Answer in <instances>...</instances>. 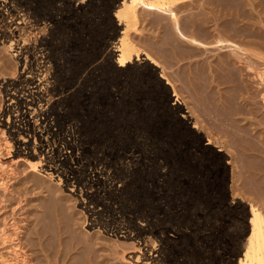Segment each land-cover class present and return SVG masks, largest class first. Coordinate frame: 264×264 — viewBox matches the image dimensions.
<instances>
[{
	"label": "rangeland",
	"instance_id": "obj_1",
	"mask_svg": "<svg viewBox=\"0 0 264 264\" xmlns=\"http://www.w3.org/2000/svg\"><path fill=\"white\" fill-rule=\"evenodd\" d=\"M82 1L81 5H85L87 0ZM202 1L179 0L173 8L178 7L175 10L185 31L188 32L190 27L194 32L201 33L202 26L211 40L217 34L214 21L207 22L208 25L194 18ZM238 1L243 4L242 13L263 31L264 3L261 0ZM105 4L103 7L102 2L97 1L88 5L82 14L76 15L72 11L75 5H79L76 0L70 8L62 10L64 19L60 27L45 19L37 23L40 31H32L29 36L31 46L42 39H47L50 44L52 60L47 64L48 86L47 92H44L49 103L41 105L49 106L47 111L52 108L49 112L54 123L48 126L52 132L44 133V124L34 117L36 111H27L29 126L34 128L35 134L32 137L33 131L26 132L31 145L29 154L20 156L24 159L20 161L15 156L14 147L8 155L3 150L0 152V264L43 263L45 255H41L38 249V235L42 233L40 235L45 243H52L57 237L66 242L71 237L68 236L70 228L80 239L88 236L93 240L98 237L101 244L104 241L102 249L96 246L100 264H138L129 257L137 255L140 244H145L147 251L168 250L167 254L157 259V264H236L249 234L247 219L250 204H256L264 216L263 83L254 71L251 75L243 73L246 77H241L246 86L241 83L245 87H242V96L235 90L229 91L232 89L230 84L218 87L219 70L214 60L218 52L208 50L204 56L197 54L198 59L174 60V56H178L176 53L180 52L177 45L184 43L191 49L193 46L177 39L168 16L153 14L137 6V20L124 22L118 16L123 0H116L114 5ZM53 6L61 4L53 0ZM97 17H101L103 25L93 23V19L98 20ZM91 19L94 26L88 22ZM223 20L228 22L226 18ZM248 24L240 22L239 26ZM79 27L84 29L81 31ZM52 29L57 33H53ZM123 35L131 40L140 54V60L129 64L127 69L115 65L118 53L112 52L111 58L100 54L105 43L111 52ZM8 47V44H0V56H7L10 67L14 65L16 68L11 67L12 72L16 73L9 77L12 73L10 69L5 74L0 69V124L3 123L1 114L6 104L2 87L6 82L15 80L22 71V66L16 65L15 53ZM144 53L153 56L158 64L153 67L143 60ZM256 53L262 54V49L257 47ZM168 60H172L170 65L165 64ZM256 60L258 64L263 63L259 58ZM204 65L205 68L212 65L208 75L211 86L207 89H203L197 73H194L195 77H190L197 82L192 79L193 83L183 81V85L181 80L177 81L180 71L189 69L193 72ZM256 69L264 71L260 65ZM162 71L177 81L176 85H168L172 92L165 85V80L159 78ZM201 90L204 93L207 90V94L203 95ZM174 91L176 98L173 97ZM208 94L217 107L221 105L218 109L225 104L224 108L228 110L225 112L233 115L228 117L227 113L225 118L216 115L217 107L212 109L215 104ZM176 99L179 101L176 102ZM39 106L37 104L35 110L42 109ZM233 116H237L236 120ZM196 119L202 125L194 128ZM233 124L241 126L242 131H251V136L249 132L246 137H242L241 133L231 135L230 132L227 135ZM24 125L28 127L27 122L17 123L14 130L23 134L26 130ZM0 128L4 138L10 142L6 127L0 125ZM53 135L55 138H52ZM40 140L48 144L44 150L46 162L40 157ZM69 144L74 148L73 156L68 149ZM78 158H82L81 163H77ZM33 161L47 165L37 164V169L33 170L30 164ZM245 162H249V166ZM232 186L237 191L235 195ZM90 222L100 225L93 227ZM72 260L64 264H70Z\"/></svg>",
	"mask_w": 264,
	"mask_h": 264
},
{
	"label": "bare ground",
	"instance_id": "obj_2",
	"mask_svg": "<svg viewBox=\"0 0 264 264\" xmlns=\"http://www.w3.org/2000/svg\"><path fill=\"white\" fill-rule=\"evenodd\" d=\"M55 1L59 2L61 4V6H59V7L58 6L57 7L56 6H53V0H0V44H2V45L8 44L9 45L8 48H10V50H13L12 52L15 53L16 65H19L20 64L22 66V71L17 76L16 79L14 78L15 80H12V81L10 80V81L6 82L4 85L2 84L3 87L1 86L2 87V90H3L4 98L6 100L5 101L6 104L4 105V108H3L2 114H1V117H4L3 120H2L3 123L0 124V125L3 126L4 128L6 127L7 133L10 134V138H9L10 142H8L6 140V138H4V136H3L4 133H3L2 130H0V152L3 150L8 155V154H10L11 148L14 147L15 148V150H14L15 156L20 161L21 160H24V159L20 158V156L28 155L29 154V149H30V146H31L30 145V140H28L29 139L28 138L29 136L27 137L26 134L27 133H30V131H33L32 137H35L34 128H32L31 126H29L30 125V119L26 116V112L29 111V110L36 111V114H35L34 117L39 118V121L41 122V124H44V127L42 128L43 131H44V133H49V131H51V130L48 128V126L51 127V126H53L52 124L54 123L52 121L53 120L52 119L53 117H51V114L49 112V111L52 110V108H51V110L47 111V108L49 106L46 105L45 107H43L41 105V104H43V102H45L46 104L49 103V100L46 99L47 96L44 94V92L46 91L47 86H48V83H47V80H46V76H47V73H48L47 64H50V60H52V59H50L51 58V53H52V52H50V49H49L50 48V44L48 43L49 41L47 39H42L38 44H35L34 46H31L30 43H28L29 42L28 39H29V36L32 35V31L39 30V27H38L39 25L37 26V23L39 21H44L45 19H49V20L52 21L53 26L58 25V27H60L59 24L61 25L62 19H64L62 17V15H63L62 10L63 9L65 10L67 8H70V6L73 5V2L74 1L76 2V0H54V2ZM77 1H79V5L77 7L75 5L74 10H72L76 15L82 14L81 12H83L84 10H86L85 8L88 7V5L94 4L97 1H101L103 7H104L105 2H108V4H111V5H114L115 2H116V0H87L86 2H84L85 5H81V4H83V1L82 0H77ZM178 2H179V0H123L122 8L119 10L118 16H119V18L121 20H125L124 22H126V20L136 19L137 16H136V9L135 8L137 6L143 8L146 11H149V12H151L153 14H159V15H163V16H168L170 18V20H172V28H173V30L172 29L171 30L178 37L177 39H180L181 42L184 41V42L188 43L189 45L191 44L193 46V48H194V49L193 48L191 49V46L190 47L188 45L186 46V44H184L183 42H182L183 45H181L179 43L180 45H177V47H178V50L180 49L179 50L180 52L178 51L179 53H176V54H178V56H174V57H176L174 60H189L190 58H197L198 59V57L200 55H203L204 56V53L207 52L208 50H213V51L215 50V52H218L217 55L214 56L215 57L214 60L216 62L215 67L217 66V70H219L218 71V75L219 76L217 78L218 87L223 86L222 84H224V86L227 85V84L228 85L230 84V88H232V89H230L229 91L235 90L236 93L241 94V92L243 91V88L246 87L244 85L245 84V81H242V82H244L243 85L245 87L241 86V83H242L241 82V80H242L241 77H243V76L246 77V75H244L243 73H245V74L248 73V74L251 75L252 73H254V71L256 72L255 73V76L264 85V71H262V69L259 70V71H257L259 68L256 69L259 65H260V67H263L264 68V66L261 65V64L264 65V32H263L264 30L263 31L262 30L260 31L259 30L260 28L258 29V27L256 26V24H254V22L252 20H250L251 18H248L244 13H242V10H241V7L243 5L242 2H239L238 0H203L202 1V4H200V2H199L201 8L198 6L200 8V11H197L198 14L196 16H194V18H196L197 21H201L203 24L205 22L206 23L207 22H210L211 23V21L212 22L214 21L213 22L214 23L213 25L215 26V29H216L217 34L214 36L213 39L211 38V40H210L209 36L206 35L207 34L205 32L206 28L204 29V28H202V26H201V29H200L201 30V33L200 32H194L193 31L194 29L192 30V28H190V27L189 28L193 31V33H192V31H191V33L189 32V28L188 27H187L188 29L185 27V29H187L188 32L184 30V27L182 25V21L179 20L178 13L175 10V8H177V10H178V7L173 8L174 5L177 6L176 3H178ZM261 2L264 3V0H261ZM252 3H254V2H252ZM182 5H183L182 7H184V4H182ZM244 5H245V3H244ZM253 5L255 6L256 4H253ZM253 5H251V6L248 5V6L249 7H252ZM182 7H180V9ZM227 8H229L228 11H226ZM235 12H237V14ZM190 15L191 14H189V16ZM78 17L80 18V16H78ZM97 18H98V20L97 19L96 20L93 19L94 20L93 23L95 22L97 25H100V26L103 25V22L100 19L101 17H97ZM225 18L228 19V22L226 20H225V22H224V20H223V22L221 21L222 19H225ZM30 19H33V21L31 22ZM86 20H87V18H86ZM188 21H189V19H188ZM256 21H257V19H256ZM88 22L92 23V19L90 21H88ZM185 22H187V21L185 20ZM240 22H242V23L243 22L244 23H249V24L246 25V26L245 25L244 26H241L240 25L242 27L241 28L239 26V23ZM32 23H34V24H32ZM93 23H92V25H93ZM135 23H137V22H135ZM207 24L209 25V23H207ZM62 25H64V24H62ZM128 25H130V23ZM203 26L205 27V25H203ZM154 27H156V26H154ZM206 27H209V26H206ZM42 29H41V31H42ZM79 29H80V27H79ZM81 29H84V27L81 28ZM196 30H198V29H196ZM210 30H212V28ZM51 31L53 32V29ZM55 33H57V32H55ZM260 34L262 36H259ZM208 38H209L210 41L207 40ZM52 40H54V39H52ZM167 40H168V38H167ZM176 41L177 40H175V42ZM258 42H260V43H258ZM53 43L51 41V44H52L51 46H53ZM167 44H168V42H167ZM257 47L262 49V52H263L262 54H260L261 52L260 53H256ZM196 49L198 50V53H197V50ZM51 50H53V49H51ZM194 50H196L195 51L196 53L194 52ZM108 51L109 50H107V44L105 43L103 45V47L101 48L100 54H105V55H107L105 57H110L111 58L112 52H113V54L114 53H118L117 59L115 61L116 62L115 65H117L118 68H126L127 69L129 64H131L134 61H137L140 58L139 57L140 54L135 50L133 44L131 43V40H129L128 38L124 37V35H123V37H121V39L119 40V42L116 43V45L113 47V50L111 52L110 51L108 52ZM199 51L202 52V53H199ZM1 54H2V52H1ZM197 54H199L198 57H196ZM4 56L5 55H3V57ZM142 56L144 57L143 60L149 62V64H151L153 67H155L158 64V62L156 61V59L153 58V56H151L149 54H146V53L142 54ZM3 57L0 56V62H1L0 69H2L1 71L4 72V74L6 72H8V69H10L9 72L10 71L11 72L14 71V70H11V67H13L14 65L11 64L12 66L10 67L9 59L6 58L7 56L4 57V58ZM257 58H259V60L261 59V61H263V63L258 64L259 61L257 62V60H256ZM190 60H193V59H190ZM171 61L172 60H168V62L165 61V64L168 63L170 65V62ZM10 62H11V60H10ZM210 62H211V60L209 61V63ZM208 66H209L208 68H205L206 66L204 65L201 69L199 68V70H196V71H193L192 70L193 72H191L189 69L184 70V71L182 70V72L180 71V73L178 72L179 74H177L178 75V79H179L177 81L179 82L181 80L182 82L183 81L184 82L186 81L187 83L188 82L193 83V81H195L194 80L195 78H191L190 79V77H191V75H194V73H195V75L197 73L198 74V77H199L198 80H200V82L203 83V85H202L203 86V89H207L208 87L211 86L210 85L211 84V81H209L208 75L210 74V71H211L210 70V67H212V65H208ZM162 67H163L164 70H166L164 64H162ZM14 68H15V66H14ZM48 68H49V66H48ZM55 68H56V71L58 72V70H57L58 69V65H56ZM15 70H16V68H15ZM136 70H138V68ZM15 73L16 72H12L11 74H9L10 75L9 77H11V75L13 77ZM191 73H193V74H191ZM2 75H3V73H2ZM195 75H194V77H195ZM159 78H161L163 81L165 80L164 83L167 86L168 85H171V84L172 85L173 84L176 85V83H177L176 80H174L172 77H170V75L166 74L163 71L161 72V74L159 73ZM192 79H193V81H192ZM198 80H196L195 82H197ZM184 82H183V85H184ZM195 82H194V84H195ZM187 83L185 85H187ZM225 83H227V84H225ZM199 84H201V83H199ZM248 84H249V82H248ZM249 85H248V87H249ZM193 87H195V85ZM196 87H197V83H196ZM196 87H195V89H196ZM250 87H251V85H250ZM198 88H197V91L199 92V89L200 88L202 89V87H200L199 89ZM170 90H171V88H170ZM226 90H228V89H226ZM247 90H248V88H247ZM247 90H246V92L249 93ZM61 91H63V89ZM201 91H203L202 92L203 95L204 94L205 95L207 94V90L205 91V93H204V90H201ZM171 92H172V90H171ZM208 92L210 93L209 90H208ZM250 92H252V90ZM255 92H256V90H255ZM259 93L262 94L261 92H259ZM173 94H174L173 97L176 98L177 97V94L175 93V91L173 92ZM210 94H208L209 95V98H210ZM211 95L213 96V94H211ZM241 96H242V94H241ZM259 96H261V95H259ZM258 98L260 99V97H258ZM211 99L212 98H210V100ZM52 100H54V99H52ZM262 100L264 102V94H262ZM56 101L59 104L60 101H59L58 98L56 99ZM178 101H179V99H176V102H178ZM211 102H213V100H211ZM222 103H224V101ZM235 103H237V101ZM37 104H40L39 107H41L42 109L35 110L36 109L35 107L37 106ZM213 104H215V103L213 102ZM219 105L220 104H218V107H221V105L220 106ZM224 105L222 104V108L221 109L220 108L218 109V107L215 104L214 107H212V109L215 108V106H216L217 109L216 110L214 109L217 112V113L215 112L216 115L219 114L218 115L219 117L220 116H224V118H225L227 116L226 114L228 112H225V110H227V109L224 108V107H226ZM191 106H192V104H191ZM239 107H240V105H239ZM233 108H234V106H233ZM16 110H18L17 113H15ZM208 111L210 112V110H208ZM54 112H55V110H54ZM230 113H228V117H229V114ZM234 113H236V112L234 111ZM232 115H233V113H232ZM233 117H234L233 119H235V117H237V116H233ZM25 118H26V120H25ZM197 119H198V117H197ZM197 119L193 123L194 126H195L194 128L200 127L202 125V122L198 121ZM218 120H219V118H218ZM224 121H225V119H224ZM229 121H233V120H229ZM20 122H25V123L27 122V124H28V127L24 125L26 127V130H25V132H23V134L22 133L19 134V131H15L14 130L15 127H17L15 125L17 123H20ZM232 123H234V121ZM56 124H57V122H56ZM236 124H237V121H236ZM236 124L235 125L233 124L235 127L233 125H231V128L233 130L231 129V131H229L230 129L228 128L229 129L228 130L229 132L227 131V133H228L227 135H229V133L231 132L230 133L231 135H233L235 133L239 135V133H241L242 137L243 136L246 137L245 134L249 136V134H250L251 131L250 132L249 131H242L241 126L240 127H238V126L236 127ZM224 125H225V123H224ZM22 126H23V124H22ZM19 127H18V130H20ZM229 127H230V125H229ZM234 129L236 131H234ZM224 132L226 133V130ZM248 132H249V134H248ZM243 133H244V135H243ZM17 135L19 136V139L16 137ZM21 135L26 136V137H23ZM59 135H61V134H59ZM54 136L55 135H53L52 138H55ZM250 136H251V134H250ZM50 138H51V136H50ZM257 138L258 137H256V139ZM243 139H245V138H243ZM208 141H210V139ZM250 142H251V140H250ZM47 146H48L47 143H45L44 141L40 140V142H39V152H40V157H41V159L44 162H46L45 161V158H44V156H45L44 150L47 148ZM255 146H256V144H255ZM263 148H264V146H262V150H263ZM68 149L71 150L70 153L73 156L74 148L72 147L71 144L68 145ZM245 149H247V148H245ZM257 149L259 150V148H257ZM230 152H231V150H230ZM234 153H236V152H234ZM257 153H259V152H257ZM1 154L2 153H0V156H1ZM231 154H232V152H231ZM72 156H70V158ZM81 159L78 158L77 159V163H81ZM47 163H49V162H47ZM245 163H247V162H245ZM250 163H252V162L250 161ZM30 164H31V168L33 170L37 169V167H36L37 164H40L42 166L44 165L45 167L47 165L45 163L43 164V162L39 163V161L38 162H34L33 161V162H30ZM248 166H249V164H248ZM252 166H253V164H252ZM232 188H233V186H232ZM233 190H234V193L233 194L234 195L237 194L236 189L233 188ZM68 191L71 192L72 194L75 193V191H72V190H68ZM241 195H242V193H241ZM83 207H84V205H83ZM67 210H69V209H67ZM248 210H249V218L247 219V224H248L247 226H249V234H248L247 239L245 240V246L243 248V253L241 254V257L237 260V263L236 264H264V216H262V214L258 210V207L256 208V204H250V207H248ZM73 222H74V219H73ZM74 223H76V226H77V222H74ZM71 224H72V221L70 222V226L69 227H71ZM90 224H91V222H90ZM99 225L100 224H98V223L93 224V225L91 224V226H93V227H98ZM72 227H74V226H72ZM89 227H90V225H89ZM71 229L72 228L69 229V234H68V236L70 235L71 237H69L68 238V241H66V242H64L65 240L60 239V237H57V239H55L54 242H52V243L49 242L48 243L47 242V239L49 238L48 237L46 239V242L47 243H45L44 242V239L42 238V235H40L42 233H40L38 235V238H37V240H38L37 245L39 246L38 249L40 250V252H42L41 255H43V256L45 255L44 256V259L45 260L44 259H43V261L41 260L43 263H41V262H39V263H41V264H64L66 261L72 260L73 255L76 254L75 255L76 258H74V261L72 260L73 262L70 263V264H100V262L98 261V259H100V254H99L98 249L96 248V246H99L102 249V245H103V242L104 241H102V244H101L100 243L101 240L98 239V237L96 239L94 237V240H93L91 237L88 238V236H86L87 237L86 239H84V238L80 239V238H78V235L77 234L75 236V233L76 232H74L73 230H72L73 231L72 232ZM75 229H77V228H75ZM55 232H57V231H55ZM70 232H72V233H70ZM119 233L122 234V235L125 234L124 232H119ZM45 237L46 236L44 235V238ZM121 237H123V236H121ZM4 238H6V237H4ZM49 241H51L50 238H49ZM93 241H95V242H93ZM65 243H67V244H65ZM164 248H165V246H164ZM138 249L139 250L136 252L137 255L135 254L132 257H129V259L133 260V262L138 263V264H157V259L160 258V257H163V255L167 254L166 252H168V250L167 251H164L163 249L161 251L160 250H155V249L154 250L153 249H151V250L148 249L149 251H147L145 244H140V246H139ZM103 250H104V248H103ZM109 251H110V249H109ZM40 252H39V254H40ZM38 259H40V258H38ZM160 261H161V259H160Z\"/></svg>",
	"mask_w": 264,
	"mask_h": 264
}]
</instances>
